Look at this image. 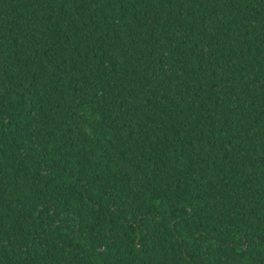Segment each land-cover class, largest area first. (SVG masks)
Segmentation results:
<instances>
[{
	"label": "trees",
	"instance_id": "1",
	"mask_svg": "<svg viewBox=\"0 0 264 264\" xmlns=\"http://www.w3.org/2000/svg\"><path fill=\"white\" fill-rule=\"evenodd\" d=\"M0 264H264V0H0Z\"/></svg>",
	"mask_w": 264,
	"mask_h": 264
}]
</instances>
